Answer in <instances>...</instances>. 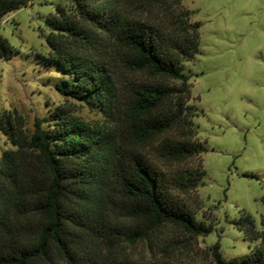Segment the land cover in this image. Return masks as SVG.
I'll return each instance as SVG.
<instances>
[{"label": "trees", "instance_id": "16d2710c", "mask_svg": "<svg viewBox=\"0 0 264 264\" xmlns=\"http://www.w3.org/2000/svg\"><path fill=\"white\" fill-rule=\"evenodd\" d=\"M33 0H0V24ZM184 0H71L46 19L44 61L64 79L59 93L99 113L93 122L73 105L51 108L28 132L7 111L1 130L14 148L0 154V264L138 263L118 247L177 229L189 237L214 227L198 217L194 193L204 183L207 148L198 138L192 76L200 22ZM14 50L0 36V60ZM248 255L214 264H264V235L246 215Z\"/></svg>", "mask_w": 264, "mask_h": 264}, {"label": "rangeland", "instance_id": "374dc122", "mask_svg": "<svg viewBox=\"0 0 264 264\" xmlns=\"http://www.w3.org/2000/svg\"><path fill=\"white\" fill-rule=\"evenodd\" d=\"M59 3L71 6V0H33L0 24V36L14 50L0 60V154L14 148L1 130L7 111L20 114L30 133L36 118L61 105L72 104L89 122L102 118L81 102L67 101L57 90L64 74L43 59L50 52L46 19ZM184 6L193 11L192 21L202 24L200 52L186 68L198 108V138L207 148L195 159L206 175L194 205L214 229L191 238L166 228L118 247L120 257L138 263L214 264L210 249L217 242L226 260L242 258L262 244L246 239L239 228L246 215L264 235V0H184Z\"/></svg>", "mask_w": 264, "mask_h": 264}]
</instances>
